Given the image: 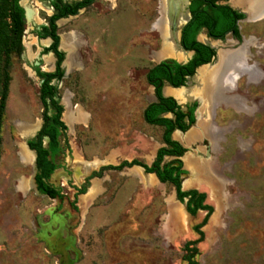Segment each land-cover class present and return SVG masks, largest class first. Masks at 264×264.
Listing matches in <instances>:
<instances>
[{"label":"rangeland","instance_id":"rangeland-1","mask_svg":"<svg viewBox=\"0 0 264 264\" xmlns=\"http://www.w3.org/2000/svg\"><path fill=\"white\" fill-rule=\"evenodd\" d=\"M171 1L94 0L57 21L60 43L65 40L73 50L65 75L54 84L62 99L69 98L70 110L78 106L86 116L71 125L64 121L67 147L49 180L61 187L62 197L50 198L35 187V160L25 144L41 124L35 67L52 71L55 62L51 53H42L50 40L38 38L35 30L53 11L49 0H22L32 17L25 19L23 50L12 57L1 126L0 264H185L183 245L197 238L192 226L205 212L190 215L169 182L139 166L105 170L75 198L92 171L134 158L150 164L162 144L161 128L146 124L142 111L154 99L147 70L162 59H176L160 58L171 35L179 38L182 24L178 16L173 26ZM176 1L182 8L185 0ZM164 7L166 36L152 27ZM238 28V39L207 38L220 49L245 43L253 68L252 76L240 74L224 93L239 98L240 105L225 101L213 110L212 122L221 130L216 148L201 134L190 138L194 125L173 134L186 148L182 188L205 192L213 207L202 227L204 239L196 244L198 264H264V18L240 21ZM199 36L206 39L204 31ZM196 73L184 89L200 87ZM177 100L201 105L196 97Z\"/></svg>","mask_w":264,"mask_h":264},{"label":"trees","instance_id":"trees-1","mask_svg":"<svg viewBox=\"0 0 264 264\" xmlns=\"http://www.w3.org/2000/svg\"><path fill=\"white\" fill-rule=\"evenodd\" d=\"M216 0H192L191 18L181 28L180 44L185 50L193 51L192 58L186 63H180L174 59H164L152 65L146 72L148 84L154 87L155 101L149 102L142 111L143 120L150 125L162 127L161 139L163 146H160L153 161L147 164L139 159L122 160L118 164H108L101 166L98 170L92 171L86 177L85 183L77 188L75 198L78 194L86 191L90 179L101 177L105 170L120 171L124 168L139 166L146 173H153L162 182H169L175 192V197L179 202H184L185 209L195 215L198 210L205 212L200 222L192 226L197 238L188 240L183 245V260L185 264H198L195 259L198 249L196 244L204 239L202 227L206 224L209 216L213 212V207L206 202L205 192L191 188L182 189L181 175L186 173L182 167L180 157L185 153L186 148L177 140L172 138L174 130L186 131L194 122V109L196 103L187 105V110L182 111L181 106L171 96L162 93L164 84L179 87L185 84L187 76L194 74L196 67L209 63L215 50L196 39L200 29L204 27L207 35L212 38L223 39L227 32L235 38H239L240 33L236 20L244 17V14L236 11L227 4H219ZM21 0H0V145L1 126L5 113L6 100L9 92L11 80L10 69L12 57L23 50L22 36L25 29L24 9ZM94 0H75L63 2L54 0L55 11L46 19L39 29L35 30L38 38L49 37L50 45L43 48L42 53L52 52L55 57V69L52 72L41 71L36 67L37 75L43 79L39 87V99L44 106L42 112L45 122L33 139L27 141L28 146L36 151V173L34 180L39 192L50 198H61V187L51 185L47 179L51 173L59 166L54 161V156L62 152L63 148L58 145L57 137L60 130L66 131L67 126L61 120L63 106L59 103V94L56 85L50 83L52 79L60 80L63 76L61 63L64 59V52L59 49V34L56 21L67 15L75 14L79 9L91 5ZM203 5V6H202ZM49 98V102L46 101ZM48 106L54 111L51 116L47 115ZM171 113L172 116H165ZM48 119V121H46ZM186 119V120H185ZM48 136L49 142L46 148L42 147V137ZM1 154V151H0ZM48 155L50 158H48ZM172 157L165 161V157Z\"/></svg>","mask_w":264,"mask_h":264},{"label":"bare ground","instance_id":"bare-ground-1","mask_svg":"<svg viewBox=\"0 0 264 264\" xmlns=\"http://www.w3.org/2000/svg\"><path fill=\"white\" fill-rule=\"evenodd\" d=\"M20 3L22 4V0ZM231 5L242 8V10L246 12L249 19L258 18L264 14V0H231ZM169 6L170 9H174V5L172 3ZM164 9L165 7L160 10L161 14L155 20L152 27L157 30L159 34L166 36L168 26L165 24L164 20V17L166 19V16H164ZM180 18L181 19L179 22L183 23L186 16H181ZM176 35L177 34H173V36L171 35L172 39L169 41L167 39L168 42L160 51V58L174 57L176 59H182L187 56L189 52L183 51L181 48L179 49V47H177L178 38ZM199 38L204 37L200 35ZM210 45L217 49L218 56L213 65H202L197 68L195 77L200 82V87L198 89H184L181 87L177 89L174 95L180 100H186L190 97H196L199 99L201 105L198 108L196 115L197 123L194 125L195 128L189 133L190 138L193 139L197 134H201L207 137L211 145L216 148L217 141L221 135V130L216 128L212 122L213 110L217 104L225 101L232 102L235 105H240V101L238 100L239 98L237 99L234 96L228 98L224 93L226 90L230 89L234 79L239 77L240 74L245 73L249 76H252L253 68L252 65L247 64V48L245 49L244 43L234 50L218 48V41L213 42ZM60 47L68 51V62L72 56L73 49L71 45L66 43L65 40H61ZM50 62L51 58L46 57L45 66H47L46 68L44 66L45 69H49L48 64H50ZM168 92L173 93L174 91H171V89L168 88L166 89V93ZM62 104L65 107V110L62 114L63 121H65L68 125H71L72 123L74 124L75 120L83 121L86 114L80 108H78V106L70 110L69 98L66 95L63 97ZM21 154L27 161L29 156L28 152L23 149ZM191 171L192 177L196 175L194 168H191Z\"/></svg>","mask_w":264,"mask_h":264},{"label":"flooded vegetation","instance_id":"flooded-vegetation-1","mask_svg":"<svg viewBox=\"0 0 264 264\" xmlns=\"http://www.w3.org/2000/svg\"><path fill=\"white\" fill-rule=\"evenodd\" d=\"M53 1L54 0H49V6L48 7H50L51 8V10L53 11L52 12V14L54 13V11H55V8H54V5H53ZM63 2H71V1H66V0H62ZM72 1H75V0H72ZM191 1L192 0H188V1H186L185 3H184V5L182 6V8H181V6L180 5H178L179 3L176 1V0H172L171 2L172 3H174V11H172L171 12V15L172 16H174V18L177 20V17L178 16H186V17H188V20L191 18V16H192V12H191V8H190V5H191ZM216 3H219V4H227V5H229L231 8H233V9H235L236 11H238V12H240V13H242V14H244V17L243 18H241V19H237L236 20V25L238 26V23L240 22V21H253V22H255V21H258V20H261V19H263L264 18V16L262 17V18H259V19H257V20H248V19H245L246 18V13H244L245 11L244 10H242V8H240V7H235V6H233V5H231L230 3H228V0H216L215 1ZM176 5H178V7L176 6ZM90 6V5H89ZM203 6V5H202ZM81 9H83V8H81ZM81 9H79V10H81ZM78 10V11H79ZM78 11L75 13V14H73V15H76L77 13H78ZM244 11V12H243ZM51 14V15H52ZM180 14H182V15H180ZM73 15H67V16H65V17H62V18H66V17H68V16H73ZM50 16V15H49ZM62 18H59L58 20H60V19H62ZM57 20V21H58ZM57 21H56V24H57ZM187 23V22H186ZM43 24H46V23H43ZM43 24H39V25H37L36 26V30L37 29H39V27L41 26V25H43ZM184 25V24H183ZM183 25L180 27V29H179V37L181 36V28L183 27ZM239 29V28H238ZM202 31H204V33H205V35H206V39L205 40H199V38H198V36H199V34L202 32ZM227 34H231L230 32H227L226 33V35ZM225 35V36H226ZM232 35V34H231ZM46 38H48L49 40H50V43H51V39L49 38V37H46ZM46 38H42V39H46ZM59 38H60V36H59ZM207 38H210L211 40H223V39H220V38H212V37H209L208 35H207V32H206V29L204 28V27H202L201 29H200V31L198 32V34H197V36H196V39L199 41V42H201V43H203V44H205V43H207V44H205V45H207V46H209V47H211V48H213L209 43V41L207 40ZM214 42H217V41H214ZM50 43L49 44H47V45H45L44 47H46V46H48V45H50ZM60 45H61V43H60V40H59V49L60 50H62L63 52H64V54L66 55V51L63 49V48H61L60 47ZM244 46H245V49L247 48V45L244 43ZM43 47V48H44ZM214 50H215V54H214V56H213V58H212V60L213 59H216L215 58V55H216V52H217V50L215 49V48H213ZM247 50V49H246ZM189 51H191V50H189ZM48 53H51L52 55H53V53L52 52H48ZM192 56H193V51H192V53H191V56L188 58V59H186L185 61H182V62H180V61H178V60H176V59H174V60H176V61H178V62H180V63H186L187 61H189L191 58H192ZM53 57H54V55H53ZM55 58V57H54ZM64 58H65V56H64ZM168 59H172V58H168ZM64 60V59H63ZM163 60V59H162ZM212 60L209 62V63H205V64H202V65H208V64H210L211 62H212ZM161 61V60H160ZM62 63H63V61H62ZM62 63H61V67H62V69H63V66L64 65H62ZM202 65H200V66H202ZM200 66H198V67H196V69H195V72H196V70H197V68H199ZM36 68V67H35ZM54 69H55V62H54V68H53V70L52 71H54ZM36 71V70H35ZM41 71H45V70H41ZM52 71H46V72H52ZM63 76L65 75V73H66V68H65V70L63 69ZM195 72H194V74H195ZM194 74H192L191 76H193ZM36 75H37V73H36ZM38 76V75H37ZM62 76V77H63ZM191 76H187V78H189V77H191ZM39 77V76H38ZM187 78H186V81H187ZM39 79H40V85H41V83H42V81H43V79L42 78H40L39 77ZM54 81H58L57 79H52L51 81H50V83L51 84H53V85H55L54 84ZM186 81H185V83H186ZM40 85H39V87H40ZM150 85V84H149ZM185 85V84H184ZM184 85H182V86H179V87H173V86H171V87H173V88H181V87H184ZM152 86V85H151ZM170 86V85H169ZM57 87V86H56ZM153 89H154V87H153ZM163 89V88H162ZM162 93H163V91H162ZM155 96V95H154ZM62 97V96H61ZM61 97L59 96V103L63 106V104H62V101H63V99H62V101H61ZM171 97H173V96H171ZM175 100H176V102L180 105V103H179V101L177 100V98H175V97H173ZM46 101L47 102H49V98H46ZM41 102V101H40ZM196 103V107H195V109H194V112H193V114H194V122L189 126V128L186 130V131H181V130H178V129H176V130H174L173 131V133H172V138L173 139H175L174 137H173V134H174V132L175 131H179V132H182V133H185V132H187L193 125H195L196 123H197V120H196V118H197V108H198V102L196 101V100H194V101H192V102H190V101H188V102H186L184 105H180L181 106V110L182 111H186L187 110V105H190V104H192V103ZM42 104V103H41ZM44 106L42 105V112L44 111ZM64 110H65V107L63 106V111H62V113H61V120H62V114H63V112H64ZM54 113V111L51 109V107L50 106H48V108H47V115L48 116H51L52 114ZM165 116H168V117H171L172 116V114L171 113H168V114H166ZM143 118V117H142ZM186 120V119H185ZM46 121H48V119H46ZM63 121V120H62ZM45 122V118H43V115H41V124H40V126H38V129L35 131V133H34V135L32 136V137H30V135L29 136H27L26 138V146H27V148L30 150V151H33V156H34V160H35V169H36V151L35 150H33V149H31L29 146H28V144H27V141L28 140H30V139H33L35 136H36V134L38 133V131L41 129V127L43 126V123ZM64 122V121H63ZM146 123V122H145ZM64 124L68 127V125L64 122ZM148 124V123H147ZM66 131H67V129H66ZM66 131L65 132H63L62 130H60V133H59V135H58V137H57V140H58V145L61 147V148H63V150L67 147V143H66ZM175 140H177V139H175ZM178 141V140H177ZM48 142H49V137L48 136H43L42 137V147H44V148H46L47 146H48ZM62 142H64L65 143V145H63L62 144ZM179 142V141H178ZM163 143V142H162ZM180 143V142H179ZM181 144V143H180ZM182 145V144H181ZM183 146V145H182ZM184 147V146H183ZM62 150V151H63ZM59 154H61V152L60 153H58V154H56L55 156H54V161L56 162V158H57V156L59 155ZM183 156V155H182ZM181 156V157H182ZM168 157V156H167ZM181 157H180V160H181ZM48 158H50L49 157V155H48ZM153 161V160H152ZM182 161V160H181ZM57 163V162H56ZM59 164V163H58ZM183 167V166H182ZM58 168H60V164H59V166L51 173V175L49 176V178L47 179V181L51 184V185H53L49 180H50V177L52 176V174L54 173V172H56V170L58 169ZM184 169V168H183ZM36 171H37V169H36ZM36 171H35V173H36ZM95 171V170H94ZM184 174H186V173H184ZM90 175V174H89ZM88 175V176H89ZM183 175V174H182ZM182 175H181V178H182ZM88 176H86V177H88ZM86 177H85V180H86ZM157 178V177H156ZM85 180H84V183H85ZM159 181V180H158ZM160 182V181H159ZM34 183H35V180H34ZM83 183V184H84ZM82 184V185H83ZM81 185V186H82ZM54 186V185H53ZM80 186V187H81ZM181 186H182V182H181ZM35 187H36V184H35ZM55 187H57V186H55ZM79 187V188H80ZM37 189V188H36ZM183 189V188H182ZM189 189H191V188H189ZM194 189H196V188H194ZM185 190H187V189H185ZM38 191V190H37ZM39 192V191H38ZM39 193H41V192H39ZM41 194H43V195H45L44 193H41ZM186 201V200H185ZM212 206V205H211ZM199 211V210H198ZM200 211H202V210H200ZM191 215V214H190ZM193 216V215H192ZM210 217V216H209ZM193 230V229H192ZM195 233V232H194ZM196 234V233H195Z\"/></svg>","mask_w":264,"mask_h":264},{"label":"water","instance_id":"water-1","mask_svg":"<svg viewBox=\"0 0 264 264\" xmlns=\"http://www.w3.org/2000/svg\"><path fill=\"white\" fill-rule=\"evenodd\" d=\"M186 1H188V0H185L184 2H186ZM171 3H172V2H171ZM173 5H174V3H173ZM21 6H22L23 9H24V16H25V19H26V20L31 19V17H32V10H31L29 7H27L26 5H24V4H23V5L21 4ZM243 12H244V11H243ZM244 13H246V12H244ZM263 16H264V14H263L260 18H262ZM245 19H248V20H249V18H248L247 15H246V18H245ZM171 21L173 22V26H174V27L177 26V20H176V19L174 18V16H172V15H171ZM187 21H188V17L185 18V20H184V22L181 24V26H182L183 24H185ZM205 44H207V43H205ZM241 45H242V43H241L240 45H238L236 48L240 47ZM177 47H180L183 51H186V52L192 53V51L185 50V49L181 46V44H180V37L177 39ZM236 48L225 49V50H234V49H236ZM67 55H68V53H66L62 65L65 64V61H66V59H67ZM217 56H218V53L216 52V55H215V58H216V59H217ZM163 60H164V59H163ZM61 101H62V97H61Z\"/></svg>","mask_w":264,"mask_h":264},{"label":"crops","instance_id":"crops-1","mask_svg":"<svg viewBox=\"0 0 264 264\" xmlns=\"http://www.w3.org/2000/svg\"><path fill=\"white\" fill-rule=\"evenodd\" d=\"M45 45H47V44H45ZM168 88L171 89V91H174V92H173V93H169V92L166 93V89H168ZM177 89H178V88L175 89V88L169 86L168 84H164L162 91H163V94H164L165 96H173V97H175L174 94H175V92L177 91ZM175 98H176V97H175ZM155 99H156V98H155V96H154V99H153L152 101H155ZM152 101H151V102H152ZM146 124H147V123H146ZM149 125H150V124H149ZM154 126H158V125H154ZM159 127H160L161 130H162V127H161V126H159ZM163 145H164V144L162 143L160 146H163ZM160 146H159V147H160ZM159 147H158V148H159ZM158 148H157V149H158ZM157 149H156V151H157ZM156 151H155V154H156ZM155 154H154V157H155ZM154 157H153V159H154Z\"/></svg>","mask_w":264,"mask_h":264}]
</instances>
